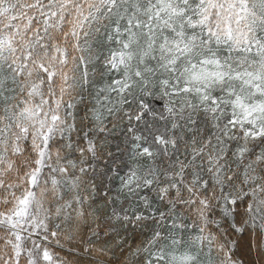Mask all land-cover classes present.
Instances as JSON below:
<instances>
[{
    "label": "snow or ice",
    "instance_id": "6c2138e0",
    "mask_svg": "<svg viewBox=\"0 0 264 264\" xmlns=\"http://www.w3.org/2000/svg\"><path fill=\"white\" fill-rule=\"evenodd\" d=\"M0 264H264V0H0Z\"/></svg>",
    "mask_w": 264,
    "mask_h": 264
}]
</instances>
